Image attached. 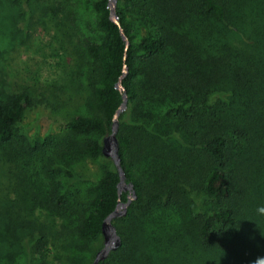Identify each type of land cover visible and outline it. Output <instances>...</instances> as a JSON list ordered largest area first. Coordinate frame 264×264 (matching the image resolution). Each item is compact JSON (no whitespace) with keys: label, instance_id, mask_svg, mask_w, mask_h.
I'll use <instances>...</instances> for the list:
<instances>
[{"label":"trees","instance_id":"trees-1","mask_svg":"<svg viewBox=\"0 0 264 264\" xmlns=\"http://www.w3.org/2000/svg\"><path fill=\"white\" fill-rule=\"evenodd\" d=\"M5 1L17 5L8 24L27 38L36 16L54 24L73 59L61 67L71 66L79 84L75 96L55 81L38 95L32 87L0 91V157L12 163L35 145L19 128L34 103L65 122L64 134L41 141L61 180L80 179L75 164L105 161L101 176L75 197L47 192L65 240L80 252L93 247L94 258L104 218L127 200L128 191L118 196L114 163L102 154L126 65L117 138L136 198L113 220L121 245L100 264H264V0H117L127 49L108 0H86L94 38L76 35L58 0ZM132 18L144 27L138 39ZM0 58L9 77V58ZM21 217L9 225L21 230L26 248L41 250L48 242L43 229Z\"/></svg>","mask_w":264,"mask_h":264},{"label":"rangeland","instance_id":"rangeland-1","mask_svg":"<svg viewBox=\"0 0 264 264\" xmlns=\"http://www.w3.org/2000/svg\"><path fill=\"white\" fill-rule=\"evenodd\" d=\"M24 2L25 0H18L20 5ZM57 4L66 10L69 19L67 21L76 30V35L82 31L85 37L96 36L92 25L93 15L86 0H58ZM16 6L0 0V56H8L11 66L9 77L0 69V91L6 93L23 87H32L37 90L35 95H38L43 92L45 83L55 81L62 86L66 83V89L75 96L79 78L72 74L71 66L61 67L62 60H66L67 63L73 60L67 53L69 42L64 41L62 35L55 33L53 23L38 21L37 16L32 23L29 38L21 34L11 23L8 24V21L15 20L17 13L13 12V9ZM131 20L138 39L143 34L144 27L140 20L135 18ZM76 38L80 40L79 37ZM19 128L32 141L35 139V145H28L18 161L14 160L11 163L7 161L8 158L0 157V211L8 212L0 214V264H90L93 257L91 259L89 256L93 247L80 252L76 243L73 242L72 245V241L65 240L60 231L61 219L49 210L46 197L48 191L66 198L73 193L75 197L79 190L101 176L102 164L105 161L88 160L75 164L73 170L80 179L66 182L64 179L61 180L57 170L56 174L53 172L54 160L51 149L42 147L41 143L48 137H59L64 134L63 118L60 115L49 116L32 103L25 109ZM13 143L16 148L22 150L21 142L15 140ZM58 158L56 160L62 159L60 156ZM123 191L126 190L121 192ZM13 215L15 218L20 216V219L25 215L24 220L31 229L37 227L43 229L48 242L41 250L32 251L25 247L21 230L14 231L9 225L13 224L11 223ZM82 255H85V259Z\"/></svg>","mask_w":264,"mask_h":264},{"label":"water","instance_id":"water-1","mask_svg":"<svg viewBox=\"0 0 264 264\" xmlns=\"http://www.w3.org/2000/svg\"><path fill=\"white\" fill-rule=\"evenodd\" d=\"M109 18L117 25L119 33L124 41L125 49L129 46V39L126 36L124 29L121 25L119 16L116 12L117 0H108ZM128 68L123 65L122 74L118 77L115 84L116 89L121 93L122 101L118 108L115 110L112 116V122L110 132L102 139V154L108 157L114 163L119 175V182L117 184L118 196H120L122 190L129 192L127 200L125 202L117 203L115 209L109 213L103 220L101 225V234L103 237L102 247L95 253L94 258L90 264H100L104 261L110 252L115 251L121 245V236L118 234L116 226L113 224V220L117 217L124 216L127 212V207L133 199L136 198V192L131 182H126L125 172L121 166V158L119 154V143L117 138L118 132V117L122 111L126 109L127 95L126 90L122 84V79L126 75Z\"/></svg>","mask_w":264,"mask_h":264},{"label":"flooded vegetation","instance_id":"flooded-vegetation-1","mask_svg":"<svg viewBox=\"0 0 264 264\" xmlns=\"http://www.w3.org/2000/svg\"><path fill=\"white\" fill-rule=\"evenodd\" d=\"M128 195H129V193H128Z\"/></svg>","mask_w":264,"mask_h":264}]
</instances>
